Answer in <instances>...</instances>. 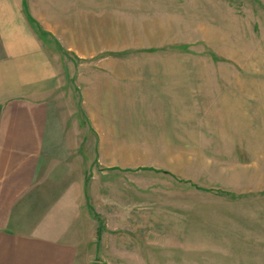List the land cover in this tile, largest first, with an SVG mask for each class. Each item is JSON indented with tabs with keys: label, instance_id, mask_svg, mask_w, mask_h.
Segmentation results:
<instances>
[{
	"label": "rangeland",
	"instance_id": "rangeland-1",
	"mask_svg": "<svg viewBox=\"0 0 264 264\" xmlns=\"http://www.w3.org/2000/svg\"><path fill=\"white\" fill-rule=\"evenodd\" d=\"M24 5L68 82L46 156L84 181L87 264H264V0Z\"/></svg>",
	"mask_w": 264,
	"mask_h": 264
},
{
	"label": "crops",
	"instance_id": "crops-1",
	"mask_svg": "<svg viewBox=\"0 0 264 264\" xmlns=\"http://www.w3.org/2000/svg\"><path fill=\"white\" fill-rule=\"evenodd\" d=\"M25 2L0 0V264H87L84 181L46 156L63 154L68 82Z\"/></svg>",
	"mask_w": 264,
	"mask_h": 264
}]
</instances>
